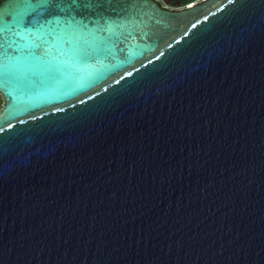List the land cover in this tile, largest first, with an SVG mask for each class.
I'll list each match as a JSON object with an SVG mask.
<instances>
[{
	"label": "water",
	"instance_id": "water-1",
	"mask_svg": "<svg viewBox=\"0 0 264 264\" xmlns=\"http://www.w3.org/2000/svg\"><path fill=\"white\" fill-rule=\"evenodd\" d=\"M0 28V264H264V0H0Z\"/></svg>",
	"mask_w": 264,
	"mask_h": 264
},
{
	"label": "snow or ice",
	"instance_id": "snow-or-ice-1",
	"mask_svg": "<svg viewBox=\"0 0 264 264\" xmlns=\"http://www.w3.org/2000/svg\"><path fill=\"white\" fill-rule=\"evenodd\" d=\"M3 32L4 29L0 28V38H2ZM21 38L23 37L21 36ZM16 71L17 69L11 64L8 65L0 64V74L13 75ZM48 74L54 79H59L65 75L84 79L85 77L91 75V73L88 72L86 69L81 68L79 66L78 61L76 60L66 64H55V63L50 64V67L48 69Z\"/></svg>",
	"mask_w": 264,
	"mask_h": 264
},
{
	"label": "flooded vegetation",
	"instance_id": "flooded-vegetation-1",
	"mask_svg": "<svg viewBox=\"0 0 264 264\" xmlns=\"http://www.w3.org/2000/svg\"><path fill=\"white\" fill-rule=\"evenodd\" d=\"M160 5L167 7V8H176V7H184V4L189 0H156ZM197 0H194V3Z\"/></svg>",
	"mask_w": 264,
	"mask_h": 264
},
{
	"label": "trees",
	"instance_id": "trees-1",
	"mask_svg": "<svg viewBox=\"0 0 264 264\" xmlns=\"http://www.w3.org/2000/svg\"><path fill=\"white\" fill-rule=\"evenodd\" d=\"M194 0H189L188 2H186L185 4H184V6H186V5H188V4H190V3H192Z\"/></svg>",
	"mask_w": 264,
	"mask_h": 264
},
{
	"label": "built area",
	"instance_id": "built-area-1",
	"mask_svg": "<svg viewBox=\"0 0 264 264\" xmlns=\"http://www.w3.org/2000/svg\"><path fill=\"white\" fill-rule=\"evenodd\" d=\"M200 1H203V0H197V1H195L194 3H196V2H200ZM191 4H193V3H190V4L186 5V7H187V6H190Z\"/></svg>",
	"mask_w": 264,
	"mask_h": 264
},
{
	"label": "rangeland",
	"instance_id": "rangeland-1",
	"mask_svg": "<svg viewBox=\"0 0 264 264\" xmlns=\"http://www.w3.org/2000/svg\"><path fill=\"white\" fill-rule=\"evenodd\" d=\"M201 2V1H200ZM196 3H198V2H196ZM1 107H2V100H1V98H0V109H1Z\"/></svg>",
	"mask_w": 264,
	"mask_h": 264
},
{
	"label": "bare ground",
	"instance_id": "bare-ground-1",
	"mask_svg": "<svg viewBox=\"0 0 264 264\" xmlns=\"http://www.w3.org/2000/svg\"><path fill=\"white\" fill-rule=\"evenodd\" d=\"M192 5H194V3H193V4H191L190 6H192Z\"/></svg>",
	"mask_w": 264,
	"mask_h": 264
}]
</instances>
